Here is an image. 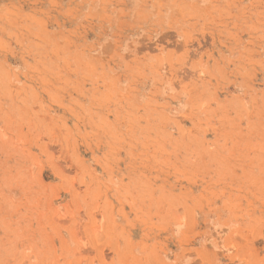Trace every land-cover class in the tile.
Here are the masks:
<instances>
[{"label": "rangeland", "instance_id": "374dc122", "mask_svg": "<svg viewBox=\"0 0 264 264\" xmlns=\"http://www.w3.org/2000/svg\"><path fill=\"white\" fill-rule=\"evenodd\" d=\"M0 264H264V0H0Z\"/></svg>", "mask_w": 264, "mask_h": 264}]
</instances>
